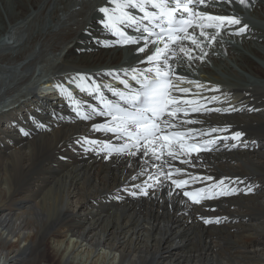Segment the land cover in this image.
Masks as SVG:
<instances>
[{
    "label": "bare ground",
    "instance_id": "obj_1",
    "mask_svg": "<svg viewBox=\"0 0 264 264\" xmlns=\"http://www.w3.org/2000/svg\"><path fill=\"white\" fill-rule=\"evenodd\" d=\"M246 1L250 10L237 4L245 33L222 28L214 42L204 41L203 61L183 54L170 61L176 75L202 85L182 84L197 94L185 98L229 109L188 117L197 123L186 128H228L212 134L219 139L211 151L174 162L189 175L212 177L188 190L221 180L236 189L196 205L179 191L169 195L162 177L148 195H131L148 180L141 170L154 171L142 155L106 159L77 143L108 138L91 130L105 119L75 117L77 103L89 108L93 82L142 71L155 51L138 52L142 40L112 43L98 11L113 7L110 0H0V99L9 100L0 103V264H264V0ZM206 12L230 15L216 6ZM78 75L88 80L68 89ZM234 132L243 135L223 139Z\"/></svg>",
    "mask_w": 264,
    "mask_h": 264
},
{
    "label": "snow or ice",
    "instance_id": "obj_2",
    "mask_svg": "<svg viewBox=\"0 0 264 264\" xmlns=\"http://www.w3.org/2000/svg\"><path fill=\"white\" fill-rule=\"evenodd\" d=\"M225 2L231 4L233 0ZM238 2L246 4V0ZM110 3L113 7H100L98 11L104 15V19L100 21L104 27L119 37L112 43L129 45L138 44L142 40L144 45L137 49L138 52L143 53L149 44L155 45V51L146 58L150 67L142 71L138 68L123 70L125 76L131 73V79L139 84L138 88H132L127 80H121L125 90L112 89L113 95L118 99L110 100L104 97L100 86L93 82L92 91L98 94L99 104L92 105L89 112L77 103L75 111L79 118L85 121L92 120L94 116L105 118L102 123H93L92 131L111 133L122 143L100 142L88 137H83L77 143L97 148L106 153V159L113 155H142L143 163L150 165L154 171L147 168L141 170L139 175H148V180L143 181V186L133 185L136 189L131 192L133 196L148 195L149 189H154L162 183L161 177L163 181H170L169 195L179 191L196 205L205 199L234 193L236 189L229 191L224 180L207 187L188 190L196 182L212 180V177L189 175L185 169L174 166L177 160L187 164L193 155L199 156L203 151H211V146L219 139L212 134L228 131L226 127H212L207 132L186 128L197 123L188 118L190 114L227 112L229 109L209 108L200 103L205 99L202 96L195 99L185 98L197 94H193L191 88L183 87L182 84H196L198 88L202 85L187 80L185 76L176 75L170 61L178 60L181 54L190 62L196 59L203 61L207 55L203 48L205 40L211 44L220 35L222 28L232 26L239 27L231 34L241 35L248 30V25H242L241 19L235 15H211L197 11V6L204 4L205 0H110ZM131 10H138L142 15H135ZM125 26L146 35L130 36L125 31ZM190 28L193 32H189ZM195 28L200 30L198 35L195 34ZM208 29H214L215 32H209ZM186 41H190L194 47H188ZM194 49H199L202 55H191ZM110 74L120 79L119 73ZM74 79L87 81L88 77L78 75ZM57 87H60L62 92L67 91L61 85ZM68 94L71 96V93ZM216 99L215 96L211 97L213 101ZM183 128H186V131L180 130ZM242 135L241 132H234L223 139L239 140ZM206 136L212 138L204 139ZM137 178L132 177L133 180ZM248 190L251 191L250 188ZM213 222L219 223L220 220L204 219L206 224Z\"/></svg>",
    "mask_w": 264,
    "mask_h": 264
},
{
    "label": "rangeland",
    "instance_id": "obj_3",
    "mask_svg": "<svg viewBox=\"0 0 264 264\" xmlns=\"http://www.w3.org/2000/svg\"><path fill=\"white\" fill-rule=\"evenodd\" d=\"M38 66H39V64H37L36 69L38 68ZM35 72H36V71H35ZM33 77H34V76H33ZM33 77H32V78H33ZM40 77H42V75H40ZM32 78H31L30 82L33 80ZM36 79H39V78H36ZM30 82H29V83H30ZM24 88H25V87H24ZM24 88H23V89H24ZM21 92H22V91H20V93H21ZM17 97H18V96H17ZM8 102H9V100H7V99L4 98V97L0 99V103H8ZM102 259L107 260V261H110L111 258H102Z\"/></svg>",
    "mask_w": 264,
    "mask_h": 264
}]
</instances>
